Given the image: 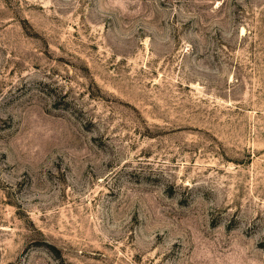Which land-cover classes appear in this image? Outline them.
Segmentation results:
<instances>
[{
  "label": "rangeland",
  "instance_id": "374dc122",
  "mask_svg": "<svg viewBox=\"0 0 264 264\" xmlns=\"http://www.w3.org/2000/svg\"><path fill=\"white\" fill-rule=\"evenodd\" d=\"M0 264H264V0H0Z\"/></svg>",
  "mask_w": 264,
  "mask_h": 264
}]
</instances>
